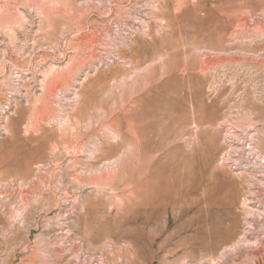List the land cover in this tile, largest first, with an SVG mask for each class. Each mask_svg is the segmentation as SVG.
I'll return each mask as SVG.
<instances>
[{
  "label": "rangeland",
  "instance_id": "1",
  "mask_svg": "<svg viewBox=\"0 0 264 264\" xmlns=\"http://www.w3.org/2000/svg\"><path fill=\"white\" fill-rule=\"evenodd\" d=\"M262 157L264 0H0V264H264Z\"/></svg>",
  "mask_w": 264,
  "mask_h": 264
},
{
  "label": "bare ground",
  "instance_id": "2",
  "mask_svg": "<svg viewBox=\"0 0 264 264\" xmlns=\"http://www.w3.org/2000/svg\"><path fill=\"white\" fill-rule=\"evenodd\" d=\"M250 148H251V147H250ZM253 150H255V149H253ZM253 150H252V151H253ZM260 154H261V153H259L258 155L260 156ZM262 158H264V157H262ZM260 159H261V158H260ZM260 161H262V160H260ZM246 200H248V199H246ZM262 213H263V212H262Z\"/></svg>",
  "mask_w": 264,
  "mask_h": 264
}]
</instances>
